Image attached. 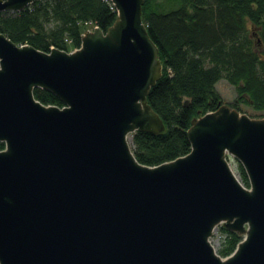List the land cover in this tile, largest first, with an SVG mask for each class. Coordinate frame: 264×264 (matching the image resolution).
<instances>
[{"label":"water","instance_id":"1","mask_svg":"<svg viewBox=\"0 0 264 264\" xmlns=\"http://www.w3.org/2000/svg\"><path fill=\"white\" fill-rule=\"evenodd\" d=\"M110 2L114 23L72 51L0 32V264H264V118L223 104L192 120L189 153L139 163L129 136L164 128L147 102L162 65L143 0ZM219 224L243 235L224 258L209 241Z\"/></svg>","mask_w":264,"mask_h":264},{"label":"trees","instance_id":"2","mask_svg":"<svg viewBox=\"0 0 264 264\" xmlns=\"http://www.w3.org/2000/svg\"><path fill=\"white\" fill-rule=\"evenodd\" d=\"M116 18L110 0H34L18 12H0V32L18 45L72 51L88 28L105 32ZM142 22L162 65L147 102L164 128L131 135L139 163L155 166L190 152L192 120L223 105L216 89L220 79L235 89L231 108L264 110V0H143ZM33 95L44 105L63 106L47 90L35 88ZM237 167L249 186L239 162ZM221 229L228 240L219 253L227 256L241 238Z\"/></svg>","mask_w":264,"mask_h":264},{"label":"rangeland","instance_id":"3","mask_svg":"<svg viewBox=\"0 0 264 264\" xmlns=\"http://www.w3.org/2000/svg\"><path fill=\"white\" fill-rule=\"evenodd\" d=\"M160 1L164 2V0H160ZM93 28L94 27L88 28L87 30H92ZM216 89H217L218 93L221 95L223 104L230 107L229 104L236 99V92H235L234 87L231 84H229L227 80H225L223 78V79H220L216 83ZM231 109H234V108H231ZM236 111H238L241 114H246L251 118H264V110H256L252 106L242 104L239 106V109ZM129 141H130V145H131V135L129 136ZM226 159L228 161V164L230 165V168L232 169V171L234 172V174L236 175L238 180L241 181L239 170L237 167L238 161L234 157H232L230 154H226ZM248 187L249 186H247V188ZM221 227H222L221 224L217 225L216 233L214 234L213 238L211 239V244H212L215 252L220 257L224 258L226 256H221L219 251L226 244V241L228 240V234L226 232L222 231ZM235 234H237V233H235ZM237 235L240 236V238H241L240 240H242L243 235L242 234H237Z\"/></svg>","mask_w":264,"mask_h":264},{"label":"built area","instance_id":"4","mask_svg":"<svg viewBox=\"0 0 264 264\" xmlns=\"http://www.w3.org/2000/svg\"><path fill=\"white\" fill-rule=\"evenodd\" d=\"M217 226L212 230L211 236L209 238V241L211 243V239L213 238L214 234L216 233Z\"/></svg>","mask_w":264,"mask_h":264}]
</instances>
